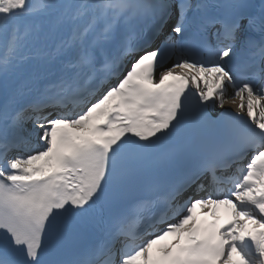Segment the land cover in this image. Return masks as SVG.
Listing matches in <instances>:
<instances>
[{
    "label": "snow or ice",
    "instance_id": "6c2138e0",
    "mask_svg": "<svg viewBox=\"0 0 264 264\" xmlns=\"http://www.w3.org/2000/svg\"><path fill=\"white\" fill-rule=\"evenodd\" d=\"M0 96V264H264V0H0Z\"/></svg>",
    "mask_w": 264,
    "mask_h": 264
},
{
    "label": "bare ground",
    "instance_id": "6f19581e",
    "mask_svg": "<svg viewBox=\"0 0 264 264\" xmlns=\"http://www.w3.org/2000/svg\"><path fill=\"white\" fill-rule=\"evenodd\" d=\"M171 65H168V66H166L165 68H168V67H170ZM163 70V69H162ZM0 103H2V101H0ZM225 106H231V105H225Z\"/></svg>",
    "mask_w": 264,
    "mask_h": 264
}]
</instances>
